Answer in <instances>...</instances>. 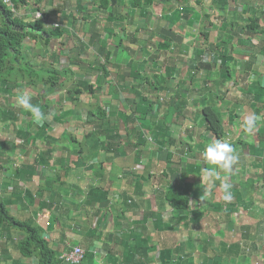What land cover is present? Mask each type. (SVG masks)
<instances>
[{
  "label": "crops",
  "instance_id": "1",
  "mask_svg": "<svg viewBox=\"0 0 264 264\" xmlns=\"http://www.w3.org/2000/svg\"><path fill=\"white\" fill-rule=\"evenodd\" d=\"M27 1L30 3L31 0ZM64 1L67 0H55L54 7L48 3L47 9L59 7ZM210 2L212 0H205V5L192 6L195 14L192 12L191 22L202 23L198 19L201 7L209 8ZM163 3L158 5L162 12L158 25L167 29L164 19L169 15L175 16L183 8L177 5L178 9L173 10ZM69 6L79 8L82 5L74 6L70 0ZM153 7L157 8V4ZM247 10L248 7L244 9L245 12ZM35 11L26 12L36 19ZM130 12L125 18L133 21V25L150 21L151 14L147 16L146 11L133 9ZM65 15L70 18L71 12L67 11ZM48 16L50 21L62 24V28L68 31L64 41L81 39L86 42L77 38L82 35L78 29L82 23H77L78 19L75 21L77 25L70 26L62 18H55L54 13ZM183 23L179 22L177 29H181ZM197 29L186 28L189 39L201 38ZM177 33L181 34L180 31ZM139 34L140 31L130 33L131 39L126 38L129 44L124 46L130 53L134 50L131 54L142 59V56L150 54L151 40L147 44L146 40L150 37L146 39L143 32ZM131 40L133 42H129ZM155 40L156 49L161 41ZM178 43L182 45L179 40ZM105 48L108 51L113 49L111 43ZM201 48L200 45L195 47L191 59L185 56L184 61L194 60L201 53ZM119 49L125 56L122 44L117 46V50H111V59L115 57V61L107 67L108 76L103 77L102 71L98 70L91 73L90 80L70 82L76 87L82 83L92 85L93 92L88 94L83 91L76 96L78 100L71 95L62 101H59V92H56L41 101L46 106V110L42 111L44 120L48 122L52 119L44 130L39 126L42 122H34L31 114L17 104V90L9 91L8 95L0 82V104L16 110L17 114V119L9 120L3 114L4 109H0V195L11 214L21 220L36 218L59 256L77 245L94 254L95 264H264V89H261L264 87V74L258 80L252 76L253 73L250 77L246 76L241 69L249 60L248 53L230 49L228 52L235 59L234 64L236 61L242 64L238 68L240 75L235 72V83L232 80L221 81L223 73L220 66L215 65L209 71L214 73L216 81L207 82L202 77L208 79V73H199V95L182 93L180 81L187 85L188 81L195 79V76L191 78L188 66L181 68L175 65V78L161 81L162 78L158 77L162 75L158 76V73H164L166 67L173 64L170 60H164L160 70L155 69L156 63L152 61L153 73L143 59L139 64L133 61L127 65L132 58L125 56L121 60L123 63L116 62ZM181 50L188 49L182 45L179 47ZM214 54L220 53L213 52L211 56L214 57ZM207 61L211 62L210 59ZM260 63L264 66V59ZM258 70L256 67L255 71ZM88 72L86 70V74L81 75ZM218 75L221 77L218 78ZM230 88H234L233 97L227 93ZM212 97L218 107L222 103L228 105L222 113L226 137L222 140L231 143L235 152L241 153L240 158L246 161L237 163L227 177L221 172V179L216 181L212 194L204 197L206 181L201 179L202 170H212L214 166L204 163L202 152L216 137L207 131L203 108ZM252 107L262 109L257 115L256 136H249L240 127L243 118L254 113ZM99 109L111 116L112 125L106 129L121 136V141H114L119 147H109L108 140L114 135L108 137L106 132L98 134V125L94 121L89 122L88 114ZM233 109L238 111L235 118L231 117ZM64 116H69V119L64 121ZM73 120L74 123L70 122ZM119 120L123 128L117 126L120 125ZM154 125L161 126L165 131H157ZM27 130L31 131L29 142L24 140ZM169 140L172 141L170 144ZM195 142L203 148L183 157L182 151L187 146L194 147ZM170 152L174 153V158L178 153L179 158L177 166L173 165L175 171L172 176L165 164ZM187 165L196 173L188 174ZM162 166L165 169L161 172ZM184 173L194 181L181 177ZM225 178L233 185L234 198L230 203L222 199L220 184ZM247 182H253L254 186ZM58 184L61 186L58 187ZM240 185L242 189L246 185V192L238 193L236 189H240ZM170 189L188 193L190 202L185 212H173L169 207L166 195ZM194 212L203 216L198 223L195 222ZM217 233L232 241L231 233H236L241 241L234 245L222 240L217 245ZM6 239L2 244L8 251L0 256V264H15L18 260L26 264L16 252L15 241ZM175 248H179L178 255L166 259L164 251ZM206 249L209 250L204 251Z\"/></svg>",
  "mask_w": 264,
  "mask_h": 264
},
{
  "label": "trees",
  "instance_id": "2",
  "mask_svg": "<svg viewBox=\"0 0 264 264\" xmlns=\"http://www.w3.org/2000/svg\"><path fill=\"white\" fill-rule=\"evenodd\" d=\"M31 1L35 3L36 6L37 5L40 6L42 5L41 2L44 0H35V2L34 0ZM162 1L164 2L163 3L164 5L168 4L169 2V0H129V2H131L130 4L128 3L127 0H80L79 5L82 6L81 7L79 6L77 10L79 14L86 12L87 14L84 15L83 19L84 20L91 19L89 20L91 21V24L89 26H86L85 28L82 27L85 24H82L78 29L82 35H88V34L91 35L92 39L88 43L86 42H84V44H82L81 42L76 43L77 53L75 51V55L77 56V58L72 59L74 60V62L72 61V63L74 64L78 63V65H73V66L79 68L80 74L82 73L86 74V70L93 73H97V71L99 70L102 71L103 77L108 76L109 72L107 71V67L112 65L111 62L112 52L111 50L108 51L107 48H105L107 44L100 45L99 37L104 36L106 38H110L111 35H115V29L113 28V23H119V21L123 22L125 17H127V14H125V17L121 14L120 8L122 6L124 5L129 6V10L130 7H132L133 9H140L143 12L146 11L147 13L149 9H151L153 6L158 4V2L161 3ZM184 1L188 3L189 0H184ZM216 1L221 2V4H225V5L227 3V0H212V6H211L212 8L215 7ZM13 2L16 5L17 9L26 6L28 3L27 0H13ZM83 3L86 4L83 5ZM88 3L91 4L89 6H86ZM160 3L158 5H160ZM201 4H202L201 2L198 3V5ZM186 8L187 9H183V11L176 12L175 22L183 19L188 21L190 16L193 17V15L191 14V12L193 11L190 9L191 8L190 5H187ZM225 8H227V5L225 6ZM1 9H6L7 16H9L8 19H6ZM31 9L33 10L34 7ZM43 9L44 8L35 9L36 13L34 14L37 13L40 14L35 19L36 20L35 23L24 22V18H22L23 20L22 19L19 20L18 17L21 18V16H19L18 14L14 15L3 5L2 1L0 0V82L4 85V88H6L5 92L8 95H9V91L11 92L13 90H17L16 96L21 91L30 94L32 97V103L38 105L41 111L46 110V106H44L41 101L42 100L44 101L46 97H49L50 95L55 94L56 92H59L58 93L59 101H62L63 99L71 96L72 94L74 95V96L72 95L73 98L75 100H78L79 97L76 99V96L82 94L83 91L88 94L93 92L92 85L82 83L83 85L79 84L74 89H68L67 91L69 92L67 93V95L60 93V91L58 90L66 88L67 86L66 81L69 82L72 79V76L75 74L74 71H77L78 68H74L71 70L59 69L51 64L47 65V63H43L40 66V64H35L34 62H31L30 55L28 54V50L30 49H28L29 47L27 48V46L24 45L26 40H29L30 42L32 40H35L36 42L37 41L40 42L41 51L43 49V52L40 54L41 57L44 59L46 58V56H48V54H53L56 52L49 50L51 41L54 39H58L59 41H61V44L63 45V42H65L64 39L66 38L65 36L69 34L68 31L62 28V24L61 25L59 24L58 27H55L54 23L49 20L50 16L48 15L54 13L56 15L55 18L57 19L62 18L61 20L62 21L65 20L68 25L70 26L77 25V23H75V21H77V18L75 17L76 13L74 12L76 10L72 11L71 17L68 18L65 15V12L67 11L60 9L57 6L56 8H52L49 13H47ZM96 11H102L104 14L107 13L108 15L107 18H110V23L106 24V26L111 28L104 29L105 31L100 33L98 32L99 31L98 28L96 30L95 27L98 24V19L97 16L94 17L93 15ZM193 13L195 14V11ZM263 14L264 12L258 11L257 8L256 10H254L252 16L247 17L246 21L243 24H241V27H239L238 29V31L241 34H243V36H246L245 39L243 40L245 41L244 42L245 44H241V47L244 49H252L251 52L250 51L248 52V57H249L248 62L244 63L241 70L246 76L249 77L250 74L253 73L252 76L255 77V80H258L260 77L263 76L262 74H264V66L263 65L261 66L262 63H260V61L264 59V48H262L263 49L262 50L257 46H255L252 43L251 38L252 35L255 34H259L264 37V27L261 23L262 17L264 16ZM204 17L205 18L202 20V23H204L205 26H212L208 21L210 17V13H207ZM8 20L10 22H13V24L8 23ZM66 23L63 22V24ZM14 26L15 29L13 28ZM225 29L229 30V32L231 33V36L228 39V41H230L229 43H231L235 39V36H239L238 33L234 32L236 29L234 23H229L228 25H225ZM202 33L204 34V39L201 38L203 40V43L201 45L202 47L201 53L197 55L194 60H191V62L193 63V66L191 67V69H193L191 75L193 74V72L198 71L200 68L204 70L207 69L211 70L215 67V65H218L220 66V70L224 76L221 77L220 75L221 81L225 80L226 82L228 80H232L231 77L232 73L228 65V60L230 61L233 60V63L235 62V60L230 56L228 52V50H230L228 48L229 44L227 42H223L224 46L228 44L226 48L222 46L224 47L225 51H221L219 55L214 54V57H212L211 55L213 54V52L212 50L211 51L209 50V33L203 31ZM122 40L123 39H121V37L116 40L118 43L117 46H121V43L123 42ZM146 42H148L147 44H149L150 40H146ZM96 45H98L96 47L97 56H95L94 61L91 62L90 64L83 65V59H82V64L80 65L81 58L83 55L81 54L80 51L81 47H86L87 50H89L90 48H93ZM163 47H164V43L161 41L157 45V48L163 50ZM217 49H221V47L217 46ZM120 50L121 51L116 58V62H118L119 64L123 63L121 60L125 59L124 56H122L123 50L122 49ZM232 50L234 51V49ZM61 53L62 51L59 52V55ZM206 54L212 57L211 63H209L207 59L206 61H204V58L208 57ZM59 55L53 54L52 57L55 60H57L60 57ZM217 56L219 57V59ZM132 63L133 61L130 60L126 64L130 65ZM256 67L259 69L258 71H255ZM81 68L82 70H80ZM175 68L176 66L174 64H171V66L166 67V71L164 72V74H162L161 72L158 73V76L160 74L162 75L158 78H162L161 81L168 79L169 77L175 78V76L173 77V72ZM237 69L238 68L234 66V71H237ZM261 89H264V87H261ZM257 96L259 95L257 94ZM221 101L223 102L222 99ZM8 107L0 104V109H4L3 114L6 116V119L7 118L17 119V114H15L16 110ZM57 107H59V105ZM227 108L228 105L224 106V103H222L221 107H218L217 104L214 102V99L213 102L207 103L206 106L203 108L207 131L212 133L216 137V139L226 138L224 120H223L224 117L222 113ZM258 109L259 108L253 109L256 115H258L262 111V109L261 110L259 109V111ZM235 111L233 109L231 117H233L236 114ZM68 119L69 116H64L63 120L67 121ZM51 120L52 119H50L48 122L46 120H43L42 124L39 125L40 129L44 130L47 127V125L51 122ZM88 120H90L89 122L94 121L95 125H98V130H96L98 134L102 132H106L108 137H112L114 135L113 131L107 132L111 127L112 122H111V116H108L106 111L101 109H99V111L98 110L91 111L90 114H88ZM70 122L74 123L75 121L73 120ZM79 124L80 123H78V125ZM107 126H109L108 129H106ZM154 128H156L157 131H163V132L165 131L159 125H154ZM40 129L39 131H41ZM30 136H31V131L27 130L24 136L25 142H29L28 138H31ZM121 140L122 138L120 135H114V137L108 140V145L109 147H119V145L118 144L116 145L114 141H121ZM168 142L170 144L172 141L169 140ZM189 147L187 146L186 149ZM236 154L239 156L238 163L240 161H246L245 158H243L244 160L240 158V156L242 155L241 153H236ZM173 158H174V153L170 152L168 156V162H171ZM212 166L213 165H211V167ZM167 169H168V174L175 171L172 167H169ZM252 183L247 182L246 184L254 186L252 185ZM170 186H172V183ZM245 186L246 185H244V187ZM244 187L242 189L240 185V189L239 187H237L236 190L238 191V193L242 194L243 192H246V189ZM28 195L33 198V196L30 193H28ZM166 198H167V203H169L170 205L169 207L172 209L173 212L176 211L185 212L189 206L190 198L185 190H183V192H180L170 189L167 192ZM194 214L196 216L195 218L196 223L202 220L203 216L201 213L194 212ZM56 219L59 220L58 218ZM35 220L36 218L21 220L14 217L9 211L7 204L3 200L2 196L0 195V256L8 251L7 248L6 249L3 248V244H2L3 239L8 238L6 240L12 239V241H15V243L17 244L15 247L16 252H18L17 254L20 255V258L22 260L26 261V264H69L63 261L60 258L61 255L59 256L58 253L53 249L51 244L46 239V233L44 232V229L41 227L42 225H40ZM75 246L77 245H74L68 252H71V250ZM178 250L179 248L167 249L166 251H164V253L166 254L163 255L164 257L166 256V259L171 258L172 255L178 253ZM208 250L206 249L204 251H208ZM85 252L86 254L84 260L81 263H76V264H95L96 258L94 254L92 252H89V250H86ZM162 260L165 261V258H163ZM15 264H25V263H22V261L18 260L15 262Z\"/></svg>",
  "mask_w": 264,
  "mask_h": 264
},
{
  "label": "rangeland",
  "instance_id": "3",
  "mask_svg": "<svg viewBox=\"0 0 264 264\" xmlns=\"http://www.w3.org/2000/svg\"><path fill=\"white\" fill-rule=\"evenodd\" d=\"M69 1L70 0L64 1L62 4L60 3L59 8L62 10L66 9L67 11H70L71 13H72V11L76 10V11H74V12H76L75 17L79 16L77 18L78 19L77 23H82V24L86 23V25L82 26L84 28L86 26H89L91 24V23H89V20H91V19H86V20L83 19L84 15H86L87 13L84 12V13L79 14L77 7L74 8V7L69 6ZM34 2H35V0H34ZM79 2H80V0H72V5L78 6ZM192 2H193V4L191 5ZM200 2L203 5H205V0H189L188 3H186L184 0H169L167 7L173 8V10H174L178 5V6H182L183 9H187L186 6L190 5V7H191L190 9L193 11L192 6H195V4H198ZM48 3L51 6H53V3L55 5V0H46V1L44 0L41 2L42 5H40V6H35L34 3L32 1H30V3L29 2L27 3L26 7H27V10L29 12L32 11V13L35 11L36 8H44L45 11L47 13H49L50 10L47 9ZM159 3L160 2H158V4ZM90 4L91 3H88L86 6H89ZM158 4H157V8L152 7V9H150L147 12V16L151 14L150 21L147 24H145L146 22H143V23L137 22L135 25H133L131 23L133 21L129 22V20L128 19L126 20V18L124 19L123 22L119 21V23H113V28L115 29V35H111L110 38L105 37L104 41H102L103 37H99L100 45L101 44L105 45V44L111 43V48H113L111 50L112 51L117 50L118 43L116 40L119 39L120 37H122L123 42L121 44L123 45V48H124V54L129 59L132 58L131 61H135L136 64H139L143 59V61H145V63H146V67H148V68L150 67L153 69L152 61H154V63H156L155 69L160 70L162 65H163V61L168 59L174 65L179 66L181 68H186L188 66V69L190 70V74H191V72L193 71V69H191V67L193 66V63L189 60H188V62H185L184 59H185V56L188 57V59H191V57L193 55L192 54L193 49L195 47L197 48L198 45H200V47H201V45L203 43L202 39H204V34L202 33V31L209 33V50L210 51L212 50V52L221 53V51L224 50V47L226 48L229 44V46H228L229 49H234V51L237 50V51H242V52L248 53L249 51L251 52L252 49H244L241 47V44H245L244 43L245 41H243V40L245 39L246 36H243V34H241L238 31V29H239V27H241V24H243L246 21L247 17L252 16L254 10H256L257 8H258V11L264 12V0H227V3H226L227 8H225V6H226L225 4H221V2H218V1L215 2V7L212 8L211 7L212 2H210L209 8L208 7L202 8L201 7V14L198 15V19L201 22L202 19H200V17L203 18L207 13H210V17H209L208 21L210 22V24L212 26H205L204 23L196 24L197 21L191 22V18H192L191 16L189 17L188 21L185 20V22H184L183 20H178V21H176L177 22L176 23L175 22L176 16L169 15L163 21L165 24H168V28L165 29L164 27H161L158 25L160 18H161V14H162L160 8L158 7ZM26 7L24 6V7H20L17 9V11H19L18 15L21 16V18L18 17L19 20L24 18V22L35 23L36 20L33 18V14L27 13ZM33 7H34V9L32 10L31 8H33ZM246 7H248L247 12H243ZM176 9H178V8H176ZM130 10L132 11L133 9L130 8ZM130 10H129V6H125V5L120 8L121 14L124 17H125V14H127V17L129 16V13H131ZM197 10L200 11L199 7L197 8ZM137 13H139V10H137ZM29 14H30V16L28 17ZM191 14H193V13L191 12ZM34 15L36 16V14H34ZM94 15L97 16V19H98V24L96 25L95 28H96V30H97V28L99 29V31H98L99 33L105 31L104 29L111 28V27L106 26V24L110 23V18H107V16H108L107 13L104 14L102 11H96L94 13ZM87 21H88V23H87ZM179 22L180 23L184 22L181 29H177V27H176V25ZM227 23L228 24L234 23L235 27H236L234 32L239 34V36H235V39L231 43H229L230 41H228L229 37L231 36V33L229 32V30L225 29V25H228ZM261 23L264 27V16L262 17ZM196 27H198L197 31H198V33H200L202 39L199 38V39L191 40V39H189V37L187 35L186 28L192 29V28H196ZM133 31H135V32L140 31V34H141V32H143L144 33L143 36L146 39L148 37H150L149 40H151V44H150L151 48L148 50L150 52V54L147 56H142V59H141V57L132 55L131 53H134V50H131V53H130L129 51H127V47L124 46V44H129L127 39H131L130 33H132ZM179 31L181 32L180 35L177 33ZM192 31H194V30H190V32H192ZM156 33L160 34V37L158 36V34L156 35ZM195 33H197V32H195ZM75 34H76V32H74L73 35H75ZM77 38H82L86 42H89L92 39V36L88 34V35H81ZM155 38H157L158 40H160L164 43L163 52H160L158 50V48H156V49L154 48V45H155L154 43L157 42L155 40ZM178 40L180 41V43L183 46H185V48L188 49L187 51L186 50L179 51V47H181L182 45H179ZM224 40H226V41H224ZM251 41L258 48H260V49L264 48V37L262 35H259V34L252 35ZM80 42L82 44H84L83 43L84 41H82L81 39H79V40L68 39L67 41L63 42V45L61 44V41H59L58 39L52 40L50 43V46H49V50H56V52L53 53L55 55H59V52L62 51V53L59 55L60 57L57 60H55L52 57L53 54L52 55L48 54V56H46V58L43 59L41 57V54H40L43 52V49L41 51V45H40V42H38V41L36 42L35 40H32L30 42L29 40H26L24 45H26L27 48L29 47L28 49H30V50H28V54L30 55L31 62H34L35 64H40V66L43 63H47V65L51 64L54 67L59 68V69L71 70L74 68H78V67L73 66V65H78V63H75V64L72 63V61L74 62V60H72V59L77 58V56L75 55V51L77 53V48H75V45H76V43H80ZM129 42H133V41L131 40ZM223 42H227L228 44H226V46H224ZM97 46L98 45L94 46L92 49L90 48L89 50H87L86 47H81L80 51H81V54H83V55L81 58L80 65L82 64V59H83V65L90 64L91 62L94 61L95 56H97V48H96ZM217 46L221 47V49H217ZM222 46H224V47H222ZM72 47H74V50H71ZM107 48H108V46H107ZM151 49H153V50H151ZM124 58H125V56H124ZM206 59L211 60L212 57L208 56ZM114 61H115V57L113 59H111L112 64H114ZM186 63H187V65H186ZM229 65H230V71L232 73V81H233V83H235L236 82V80L234 78L235 72L239 73V70L237 69V71H234V66H236V68H241L242 64H239L237 61L234 64L233 62L230 61ZM181 68H179V69H181ZM155 69H153L151 71L153 72V71H155ZM146 72H147V70H146ZM197 72H193V74L191 75V78H194V76H195V79L190 81V82L188 81L187 85H185V83H183V81H180V86H181L180 90L182 93H197L198 94L199 92H201V89L197 84V81L199 79V73H208V74H206V75H208V79L206 77H202V79L205 81L207 80V82H209L210 80L216 81V76L213 75L214 73L210 72L208 69L204 70V69L200 68ZM74 73L75 74L72 76V79L69 82L66 81L67 82L66 88L60 89L58 91H60L63 94L68 93L69 92V91H67L68 89H74L76 87V84L73 85L74 83L72 84L70 82L83 81V79H86V80L92 79V76H91L92 72H90V71L88 72L87 75H81L79 68H78V70L74 71ZM162 74H164V73L162 72ZM239 75H240V73H239ZM84 77H87V78H84ZM219 77H220V75H218V78ZM173 79L174 78L169 77L168 79H165V80H173ZM239 79H241V76L239 77ZM252 81L253 80H251L250 82L252 83ZM232 89H234V88H230V91L227 92L228 94H230L229 95L230 97H233ZM40 93H41V91H40ZM55 98L57 99V96ZM209 102H213V98ZM91 103H93V105H95V107H96V104L94 101H92ZM90 107H91V105H90ZM235 113L236 114L234 115V118L236 117V115H238V111H235ZM237 121H238V119H237ZM174 122L177 123L178 121L175 120ZM234 123H235V121H234ZM119 124L120 125H117V126H120V128L124 127V125L122 124V122L120 120H119ZM58 133H61V132L59 131ZM253 136H256V132L254 133ZM181 142H182V140H181ZM196 143L197 142H195V144ZM201 148H203V147H201V145L196 144V145H194V147H189L187 149H184L182 151V156L183 157L186 155L189 156V155H191L192 152L196 153L197 152L196 149L199 152V150ZM175 154H176V158H173V160H171V162H168V160H165V164H166L167 168H169V167L173 168V165L175 166L177 163L176 161L179 160L178 153H175ZM180 159H181V157H180ZM185 164H189V163H185ZM200 165L204 166V163H200ZM187 166L189 167V170H186L188 174H190V173L195 174L196 173L195 170L193 168H191L190 165H187ZM178 168L183 169V166H179ZM162 169H165V167L164 168H163V166L161 167V170H160L161 172H162ZM170 174L172 176L173 172ZM188 174L184 173V176L182 174L181 177L190 178V180L193 182L194 179L191 176H189ZM169 175H166V176H169ZM185 180L188 181V179H185ZM197 183H199V182H197ZM60 186L61 185L58 184V187H60ZM66 201H69V200H66ZM238 222H239V220L237 221L236 224H238ZM231 235L233 237V241L231 239L225 240L224 238L220 237L219 234L217 233V234H215V242L218 245L222 240H225V241H228L229 243L237 245V243H239L241 241V240H239L238 234L231 233ZM231 246H233V245H231ZM84 249L86 250V248H84ZM236 264H238V263L236 262Z\"/></svg>",
  "mask_w": 264,
  "mask_h": 264
},
{
  "label": "clouds",
  "instance_id": "4",
  "mask_svg": "<svg viewBox=\"0 0 264 264\" xmlns=\"http://www.w3.org/2000/svg\"><path fill=\"white\" fill-rule=\"evenodd\" d=\"M18 12L19 11H17L16 14H18ZM16 102L21 108L27 110L31 114L34 122L41 123L45 119L44 113L41 111L38 105L32 103V97L27 92L21 91L16 96ZM258 121L259 117L255 113H251L243 118V122L241 123L240 127L245 133L251 136L257 131ZM202 157L205 164L214 166L212 170H209L208 168H204L202 170V179L206 181V187L203 190V196L207 197L212 194V189L216 187V181L221 179V172L225 173L226 177L231 174L234 166L239 161V156L236 154L231 143L222 139H214L212 143L206 145L204 151L202 152ZM232 187L233 185L228 183L227 178L221 181L220 188L223 193L222 199L225 203H230L234 198Z\"/></svg>",
  "mask_w": 264,
  "mask_h": 264
},
{
  "label": "built area",
  "instance_id": "5",
  "mask_svg": "<svg viewBox=\"0 0 264 264\" xmlns=\"http://www.w3.org/2000/svg\"><path fill=\"white\" fill-rule=\"evenodd\" d=\"M3 4L14 14L17 13V9L15 4L12 0H2ZM40 15V14H39ZM38 13L36 14V18L39 16ZM55 27H58V23H54ZM85 250L82 249L80 246H75L71 252H66L61 255V259L69 264H76L81 263L84 260L85 257Z\"/></svg>",
  "mask_w": 264,
  "mask_h": 264
},
{
  "label": "water",
  "instance_id": "6",
  "mask_svg": "<svg viewBox=\"0 0 264 264\" xmlns=\"http://www.w3.org/2000/svg\"><path fill=\"white\" fill-rule=\"evenodd\" d=\"M1 10H2V12L4 13V15H5L6 19H8V16H7V11H6V9H1Z\"/></svg>",
  "mask_w": 264,
  "mask_h": 264
},
{
  "label": "flooded vegetation",
  "instance_id": "7",
  "mask_svg": "<svg viewBox=\"0 0 264 264\" xmlns=\"http://www.w3.org/2000/svg\"><path fill=\"white\" fill-rule=\"evenodd\" d=\"M8 23H12L13 24V22H10L9 20H8ZM13 28L15 29V26Z\"/></svg>",
  "mask_w": 264,
  "mask_h": 264
}]
</instances>
